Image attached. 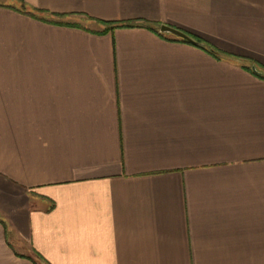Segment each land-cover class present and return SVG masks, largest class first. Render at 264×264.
<instances>
[{"label": "crops", "instance_id": "1", "mask_svg": "<svg viewBox=\"0 0 264 264\" xmlns=\"http://www.w3.org/2000/svg\"><path fill=\"white\" fill-rule=\"evenodd\" d=\"M253 65L264 0H0V264H264Z\"/></svg>", "mask_w": 264, "mask_h": 264}, {"label": "trees", "instance_id": "2", "mask_svg": "<svg viewBox=\"0 0 264 264\" xmlns=\"http://www.w3.org/2000/svg\"><path fill=\"white\" fill-rule=\"evenodd\" d=\"M22 10L35 16V17H38V16H41L42 15V18L45 19L47 15L49 16H52V15H56V14H53V13H50L48 11H45V10H42V9H38V8H29L27 7L25 4L22 6ZM104 24L107 25V29H114V28H117V27H131V26H135L136 24L132 21H128V22H109V21H100ZM179 38V37H178ZM199 43L196 44V45H199L200 47H202L203 49L207 50V51H210L213 53V55H215L216 57L218 58H226V59H230L232 58V55H230L229 53H226L216 47H213L209 44H207L206 42H204L202 39L200 38H197L195 37ZM181 40L185 41V42H189L183 38H180ZM191 43V42H190ZM254 67L257 68V65H253L251 66L252 70L257 73L259 76L263 77L264 78V73L260 70H256L254 69Z\"/></svg>", "mask_w": 264, "mask_h": 264}, {"label": "water", "instance_id": "3", "mask_svg": "<svg viewBox=\"0 0 264 264\" xmlns=\"http://www.w3.org/2000/svg\"><path fill=\"white\" fill-rule=\"evenodd\" d=\"M160 31L163 33L174 35V36L179 37V38H183V39H185V40H187L193 44L199 43V41L195 37L191 36L190 34L183 31L182 29L171 26L169 24H161L160 25ZM254 69L257 70L256 67H254Z\"/></svg>", "mask_w": 264, "mask_h": 264}, {"label": "rangeland", "instance_id": "4", "mask_svg": "<svg viewBox=\"0 0 264 264\" xmlns=\"http://www.w3.org/2000/svg\"><path fill=\"white\" fill-rule=\"evenodd\" d=\"M257 69H259L260 71L263 70L259 65H257Z\"/></svg>", "mask_w": 264, "mask_h": 264}]
</instances>
